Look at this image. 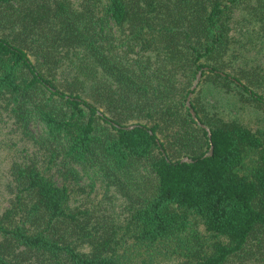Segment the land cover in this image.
Instances as JSON below:
<instances>
[{
    "label": "trees",
    "instance_id": "16d2710c",
    "mask_svg": "<svg viewBox=\"0 0 264 264\" xmlns=\"http://www.w3.org/2000/svg\"><path fill=\"white\" fill-rule=\"evenodd\" d=\"M263 55L264 0H0V264H264Z\"/></svg>",
    "mask_w": 264,
    "mask_h": 264
},
{
    "label": "rangeland",
    "instance_id": "374dc122",
    "mask_svg": "<svg viewBox=\"0 0 264 264\" xmlns=\"http://www.w3.org/2000/svg\"><path fill=\"white\" fill-rule=\"evenodd\" d=\"M264 57V55H263ZM225 107L232 113L234 117L242 119L252 128H257L259 121L257 115L249 108L241 109L237 105H229L225 101ZM27 129L23 132V129ZM42 125L38 121H32L25 127L18 126L12 119L3 116L0 122V209H4L9 204L10 193L9 189V170L14 160L21 157L29 156L38 146L42 136ZM89 180L83 178L80 183L87 184ZM98 199H106V204H109L108 209L115 215H120L121 205L124 199L116 192L106 191L99 187L96 190ZM85 195V194H84ZM94 195V194H92ZM96 196V195H94Z\"/></svg>",
    "mask_w": 264,
    "mask_h": 264
},
{
    "label": "water",
    "instance_id": "95a60500",
    "mask_svg": "<svg viewBox=\"0 0 264 264\" xmlns=\"http://www.w3.org/2000/svg\"><path fill=\"white\" fill-rule=\"evenodd\" d=\"M201 75H202V71H200V72L198 73V76H197V79H196V81H195V84H194V87H193V88H195V87L198 85V82H199V80H200V78H201ZM191 97H192V93H191V94L189 95V97H188V104H189V106L191 105V103H190V101H191ZM191 112H192L194 118L197 119V117H196V113H195V111H194L193 108H191ZM201 125L203 126V124H201ZM212 151H213V150L211 149V152H212Z\"/></svg>",
    "mask_w": 264,
    "mask_h": 264
}]
</instances>
